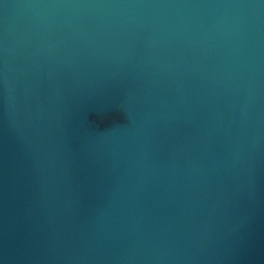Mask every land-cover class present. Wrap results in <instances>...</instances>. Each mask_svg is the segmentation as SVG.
<instances>
[{
  "label": "water",
  "instance_id": "water-1",
  "mask_svg": "<svg viewBox=\"0 0 264 264\" xmlns=\"http://www.w3.org/2000/svg\"><path fill=\"white\" fill-rule=\"evenodd\" d=\"M0 264H264V0H0Z\"/></svg>",
  "mask_w": 264,
  "mask_h": 264
}]
</instances>
